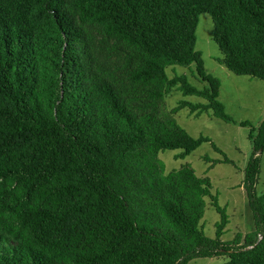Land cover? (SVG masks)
<instances>
[{
	"label": "trees",
	"instance_id": "obj_1",
	"mask_svg": "<svg viewBox=\"0 0 264 264\" xmlns=\"http://www.w3.org/2000/svg\"><path fill=\"white\" fill-rule=\"evenodd\" d=\"M214 22L219 62L264 80V0H0V264H264V150L257 127L219 99L221 79L195 48L201 13ZM196 64L207 85L170 65ZM174 87L204 102L167 109ZM189 108L251 126L244 188L254 228L225 241L230 221L209 176L190 164L166 172L159 153L185 157L192 136L175 114ZM221 219L201 220L206 197ZM261 235V238H259Z\"/></svg>",
	"mask_w": 264,
	"mask_h": 264
},
{
	"label": "rangeland",
	"instance_id": "obj_2",
	"mask_svg": "<svg viewBox=\"0 0 264 264\" xmlns=\"http://www.w3.org/2000/svg\"><path fill=\"white\" fill-rule=\"evenodd\" d=\"M213 31L212 16L207 12L201 13L196 29L195 48L202 52L206 70L222 81L219 99L225 104L226 112L238 121L248 120L252 126L257 127L264 118V80L248 75H237L221 64L218 58L222 56V52L213 39ZM195 69V63L174 64L168 66L167 73L170 77L185 74L193 85L203 88L207 83L199 79ZM181 100L205 101L196 95H185L178 87L172 88L164 101L167 109H171ZM175 117L192 136H209L234 163H214L206 159V156L210 159H221L223 154L218 152L211 142H203L185 157L179 156L182 152L181 148L161 150L159 158L164 162L166 172L180 168L184 164H190L199 176L211 178L212 192L218 195V201L226 207L230 219L222 236L223 240L233 239L238 232L252 231L254 222L243 185L245 168L253 150L252 141L248 138L251 126L227 122L213 115L212 110L196 115L187 107L179 109ZM255 190L258 195L264 193V150ZM220 219V213L213 205L211 197L207 196L205 213L201 220L207 236H216V224ZM226 261L228 256L220 255L195 257L187 264H224Z\"/></svg>",
	"mask_w": 264,
	"mask_h": 264
},
{
	"label": "built area",
	"instance_id": "obj_3",
	"mask_svg": "<svg viewBox=\"0 0 264 264\" xmlns=\"http://www.w3.org/2000/svg\"><path fill=\"white\" fill-rule=\"evenodd\" d=\"M259 238H261V235H259Z\"/></svg>",
	"mask_w": 264,
	"mask_h": 264
}]
</instances>
